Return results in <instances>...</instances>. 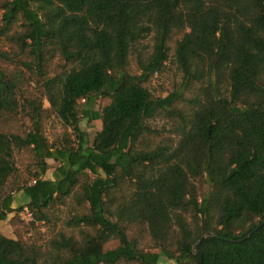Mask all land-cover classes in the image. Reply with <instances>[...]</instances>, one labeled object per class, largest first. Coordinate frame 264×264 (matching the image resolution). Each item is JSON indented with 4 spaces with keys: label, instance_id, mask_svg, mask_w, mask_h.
Wrapping results in <instances>:
<instances>
[{
    "label": "trees",
    "instance_id": "obj_1",
    "mask_svg": "<svg viewBox=\"0 0 264 264\" xmlns=\"http://www.w3.org/2000/svg\"><path fill=\"white\" fill-rule=\"evenodd\" d=\"M1 9L0 221L26 206V225L41 233L57 206L78 210L45 245L0 231V264H264V0H5ZM148 37L151 50H140ZM173 40L181 80L156 96L147 84ZM133 55L140 73L128 70ZM100 98L109 101L96 108ZM45 99L75 141L65 132L49 142ZM24 111L30 129L9 132ZM82 119L102 121L92 145ZM24 149L35 169L14 208L5 188ZM49 159L54 179L44 177Z\"/></svg>",
    "mask_w": 264,
    "mask_h": 264
},
{
    "label": "rangeland",
    "instance_id": "obj_2",
    "mask_svg": "<svg viewBox=\"0 0 264 264\" xmlns=\"http://www.w3.org/2000/svg\"><path fill=\"white\" fill-rule=\"evenodd\" d=\"M5 0H0V18L2 16L3 10L1 9V4ZM5 43L4 45H6ZM152 40L150 37L145 39L139 46L140 50H151L152 47ZM171 49L169 53V59L166 62L165 68L161 73H156L152 76L150 81L148 82V87L156 96H166L169 91L173 89L174 84L180 82L181 80V72L178 70L175 59H174V40L170 43ZM8 66L7 64H4ZM10 69L13 68L12 65L9 66ZM54 68H59L58 65H54ZM128 70L131 73H140L138 68L136 59L134 55L131 57V62ZM31 88H35L34 84H31ZM109 101L107 98H100L96 105L98 108L100 105H104ZM83 100L80 101L79 108H82ZM44 107L49 110L48 117L45 119L44 128H45V135L47 136L50 143H55L63 140V136L65 132L71 133V139L75 141V136L73 130L69 127L66 128L64 123L60 120V118L55 114V112L51 108L50 102L45 99L44 100ZM6 129L9 132H13L19 135H24L31 126V121L28 118L27 114L24 112L18 114L14 119H11L6 124ZM153 127L157 128H169L168 123L165 120L157 119L152 121ZM81 128L87 132V138L89 145L94 143L95 137L97 136L98 132L102 128V121L101 120H94L89 121L88 119H82L80 122ZM167 130V129H166ZM163 130V135H168V131ZM15 161L18 168V172L15 176L11 177L9 183L5 188L6 193H10L14 196L15 201L13 203V207L17 208L25 203L26 198L22 192L16 190L18 185L23 184L28 179V170H31L33 164L35 163V157L31 149H24L21 151L15 152ZM48 170L44 177L46 179H54L53 173L57 167V163L54 160H48ZM33 169L34 166H33ZM203 189L207 188L204 184L202 186ZM78 210L77 205L75 202L70 201L67 205L57 206L54 209V221L49 225H45L39 223V232L37 233L36 230L31 229L27 226L26 222H24L16 212H12L8 215V218L4 221H0V231L10 237V238H17V232H22L24 239L26 240H34L37 241L38 244L45 245L46 241L58 230L63 228L64 221L70 218L75 211ZM117 241H111L106 245L107 248H112L117 245ZM144 247L149 251L159 252V249H155L152 247V244L148 240L142 241ZM161 264H176L173 260H170L166 257L161 258Z\"/></svg>",
    "mask_w": 264,
    "mask_h": 264
},
{
    "label": "built area",
    "instance_id": "obj_3",
    "mask_svg": "<svg viewBox=\"0 0 264 264\" xmlns=\"http://www.w3.org/2000/svg\"><path fill=\"white\" fill-rule=\"evenodd\" d=\"M19 217L26 223L32 220V212L29 210L28 207H24L20 212H19Z\"/></svg>",
    "mask_w": 264,
    "mask_h": 264
}]
</instances>
